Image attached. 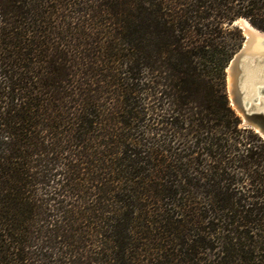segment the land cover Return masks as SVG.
I'll return each instance as SVG.
<instances>
[{
    "label": "trees",
    "instance_id": "16d2710c",
    "mask_svg": "<svg viewBox=\"0 0 264 264\" xmlns=\"http://www.w3.org/2000/svg\"><path fill=\"white\" fill-rule=\"evenodd\" d=\"M241 17L264 0H0V264H264Z\"/></svg>",
    "mask_w": 264,
    "mask_h": 264
},
{
    "label": "water",
    "instance_id": "95a60500",
    "mask_svg": "<svg viewBox=\"0 0 264 264\" xmlns=\"http://www.w3.org/2000/svg\"><path fill=\"white\" fill-rule=\"evenodd\" d=\"M234 25L242 29L244 41L226 67L229 101L241 117V126L264 138V31L242 17Z\"/></svg>",
    "mask_w": 264,
    "mask_h": 264
},
{
    "label": "rangeland",
    "instance_id": "374dc122",
    "mask_svg": "<svg viewBox=\"0 0 264 264\" xmlns=\"http://www.w3.org/2000/svg\"><path fill=\"white\" fill-rule=\"evenodd\" d=\"M246 19V18H245ZM231 104V103H230ZM232 107H233V109L236 111V113H237V110L235 109V107L233 106V105H231ZM238 114V113H237ZM239 115V114H238Z\"/></svg>",
    "mask_w": 264,
    "mask_h": 264
},
{
    "label": "bare ground",
    "instance_id": "6f19581e",
    "mask_svg": "<svg viewBox=\"0 0 264 264\" xmlns=\"http://www.w3.org/2000/svg\"><path fill=\"white\" fill-rule=\"evenodd\" d=\"M248 74H249V73H248ZM250 74H251V73H250ZM250 74H249V75H250ZM252 74H253L252 77H255V76H254L255 73H252ZM244 85L246 86V84H244Z\"/></svg>",
    "mask_w": 264,
    "mask_h": 264
}]
</instances>
